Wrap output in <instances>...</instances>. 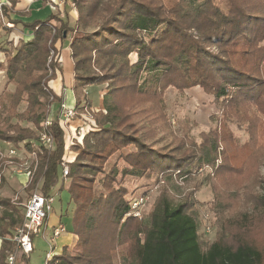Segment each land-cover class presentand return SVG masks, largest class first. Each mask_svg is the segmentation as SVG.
Here are the masks:
<instances>
[{
	"label": "trees",
	"instance_id": "trees-1",
	"mask_svg": "<svg viewBox=\"0 0 264 264\" xmlns=\"http://www.w3.org/2000/svg\"><path fill=\"white\" fill-rule=\"evenodd\" d=\"M8 1L11 8H2V21L11 13L26 17L25 23H10L30 37L15 45L9 42L6 50L0 35V53L5 55L0 72L5 71V85L14 86L13 92L0 96V105L7 103L0 140L37 153L39 165L26 192L54 196L64 162L66 133L59 122L45 128L53 139L51 150L38 142V134L49 97L61 100L48 84L62 74L58 52L68 35L81 34L68 46L76 105L84 99L90 107L86 87L107 89L105 113H95L94 126L82 144L73 147L77 155L68 164L75 255L65 251L48 264H115V251L123 244L129 245L127 257L133 264H264V248L240 239L226 225L217 241L202 251L195 215L187 213L194 203L188 200L178 206L158 202L147 220L128 217L126 192L116 180L165 172L182 178L210 165L213 191L227 194L255 176L254 165L264 156V142L259 141L264 136V0H68L75 19L66 9L56 14L45 9L49 0H39L45 11L41 17L30 9L17 10L19 0ZM0 30L10 32L2 22ZM130 54L136 55L134 63ZM170 88L180 93L199 88L212 97L219 109L218 126L201 134L199 143L183 134L173 148L155 149L159 132L173 135L164 100ZM22 103L26 106L20 112ZM234 123L245 126L247 142L240 143L231 132ZM130 147L134 151L124 154ZM116 154L126 166L115 163L105 171ZM218 154L221 162L215 166ZM252 204L264 212V186ZM0 206L12 211L0 215V264H6L9 255L25 261L12 240L13 229L22 227L24 219L9 200L0 199Z\"/></svg>",
	"mask_w": 264,
	"mask_h": 264
},
{
	"label": "rangeland",
	"instance_id": "rangeland-1",
	"mask_svg": "<svg viewBox=\"0 0 264 264\" xmlns=\"http://www.w3.org/2000/svg\"><path fill=\"white\" fill-rule=\"evenodd\" d=\"M5 1L9 3V7L7 8H11L10 2L8 0ZM20 2L26 3V8L28 10L30 9L31 14L37 17H41L45 13V11H41L43 8L42 3L39 0H20ZM45 9H48L51 13L54 14H56L60 9H66L69 11V13H71V16L73 18L77 17L76 11L72 9V5L68 0H49V2L45 3ZM17 10L20 9L17 8ZM36 12L39 13L36 14ZM8 18L12 20H20L23 23H25L27 20L26 17H19L14 13H11L10 17ZM10 19L6 18L3 22L2 17L0 20V22H2V24L6 28L10 29V32H8L7 34L3 32V30H0V35L3 37L2 42H6V50H9L10 48V46L8 45L9 42L15 45L19 39H28L30 37V33L26 30H23L21 26L18 25L13 27V25L10 23ZM71 25H73V21L71 22ZM80 36L81 34L79 33L70 34L61 44L63 48L62 54L61 51L58 52V62L60 68L62 69V72L63 66L65 67V71L68 70L66 66V59L69 57V55H66V52L64 50L65 48H68L69 42L71 40ZM4 57L5 55L0 53V63H2L3 65H5ZM129 60L131 63H134L136 61V55L130 54ZM68 74H70V72H67V75ZM4 78L5 71H1L0 96L6 91H14V86L12 84L5 85ZM72 86L70 88L71 91ZM48 87L50 90H52V92H54L53 89L60 92L59 82L55 79L49 82ZM64 87L68 86L64 85ZM106 93V85H93V87H90L88 90V97L90 99H88L86 95V99L89 101L90 107L86 105V101L84 99L80 101V105H76V96L74 94V105L72 107H68V105L65 103V100L62 99L61 96V100L58 102L53 101L52 98L49 97L50 104L47 108V115L45 120H58V115L60 114L59 107L63 103L66 107L72 108V110L74 111L73 120H80L81 122H83V120H89L91 124L94 125V115L96 112L103 111L102 102ZM69 98L71 97L70 93L68 92L67 101ZM164 100L166 106V114L170 120L171 131L173 132V135L165 131L159 132L154 139L155 141L153 146L155 149L173 148V146L178 143V140L176 142V139L180 138V136L182 137L183 134H187L188 138L194 140L196 143H199L201 134H207L209 131L215 129L216 126H218V120H216V118L217 116H219V109L213 103V98L210 96H206L199 88H194L183 93L170 88L165 92ZM25 106L26 105L24 103L20 104L18 110L20 112L24 111ZM6 109L7 103L3 106L0 105V120H3L5 118ZM20 123L19 125L22 126ZM91 124L89 126L92 128L93 126ZM90 127L88 128L90 129ZM229 127L231 132L239 140L240 143L247 142L248 134L245 131V126H239L237 125V123H234L230 124ZM42 131L40 133H42ZM40 133L38 134V138ZM259 141L260 143H263L264 136L259 138ZM82 142L83 141L78 144L81 145ZM73 146L74 145L72 144L70 147L71 153H74ZM17 149L21 151L20 147H17ZM133 151L134 149L130 147L124 151V154ZM68 155L69 154H67V156ZM71 156H73V154H71ZM118 158L119 154L112 156V158L105 165V171H108L115 163H118L119 166L125 167L126 165L124 164L123 160H119ZM0 159L5 160V158L1 157ZM65 159H67V157H65ZM258 160L259 163L257 162L254 165L253 169V173H255V176L251 177V179L249 178L244 185H241L239 187V189H231L227 194H224L225 192L223 191V189L219 190L217 194L213 191L212 183L210 181V178L213 176V168L210 165L201 166L197 169L192 170L191 172L181 174L183 175L182 178L175 172H165L161 174H153L149 177L145 176L142 178L126 177L123 180H121V177L118 176L116 180L120 183L121 188H123L126 192L124 198L129 202V208L131 209L128 217H133L138 220H147V216L153 211V208L157 205L158 202H162L164 200L169 202L172 206H178L188 200L189 203H194V205L187 210V213L193 212L195 215L198 226L197 235L199 237L200 247L202 251L207 250L210 245L217 241L224 225H226V230L231 229L233 232H237V236L240 239H243L244 241L249 242V244H253L259 248H264V212L261 209L262 206L252 208V202H255V198H257V196L262 195V189L264 186V156H260ZM37 161L39 162V160ZM28 162H30V160H28ZM220 162L221 159L218 154V159H216L214 162L215 166H218ZM20 164V161H17V163H13V166H16L14 174H9L5 171L3 175L4 171L2 170V177L5 180L11 177L14 181L11 185L1 184L0 188L6 191L3 192L5 193L4 195L7 196V198H11L14 200H25L26 197L28 198V196L34 193H28L24 190L26 182H24V177L22 175L25 176V172H23L24 170L22 167H20ZM1 167H3L2 163L0 165V169ZM98 178L102 177L99 176ZM68 184L69 180H63L61 176V169H59L58 182L52 192V195H55V203L53 205V210L55 211L54 217L58 219L59 215L63 216L62 224L64 225L66 233L62 234L61 237L68 235V232L72 233L71 217L74 205H72L70 201V195L67 190ZM217 199L219 200V203L217 202ZM55 218H53L52 220L55 221ZM235 224H240L242 227H239ZM46 232L48 233L47 239H43L42 233L35 236L33 238L34 251L26 256L25 261L19 260L16 261L15 264L46 263V255L50 251L51 244L56 245L57 243L58 245L59 240L56 239L53 242L51 241V228L48 227ZM228 235H230L229 232L225 234V237H228ZM139 238L142 239L141 234H139ZM74 246L75 244L70 249L63 248L58 254H62V252L67 251L68 254L75 255ZM128 247L129 245L126 244L117 247L115 251V264H133L132 260L128 259L127 257ZM58 254L54 252L53 256Z\"/></svg>",
	"mask_w": 264,
	"mask_h": 264
},
{
	"label": "built area",
	"instance_id": "built-area-1",
	"mask_svg": "<svg viewBox=\"0 0 264 264\" xmlns=\"http://www.w3.org/2000/svg\"><path fill=\"white\" fill-rule=\"evenodd\" d=\"M3 7H9V3L5 0H0V20L2 18L1 10ZM59 108L60 114L58 115V122H61L64 126L69 125L70 122H72L74 119V111L72 110V108L66 107L63 103ZM51 122V120H46L43 123L44 130L42 131V133H40L38 138V142L47 150H51L53 147V139L45 131V128L49 126ZM18 152H21L22 156L17 154L16 149L13 148L8 152V155L9 157L15 156L20 160V167L23 168V172H25L28 180H31L39 164V162L37 161L39 160L38 155L35 151L27 152L23 148H21V151ZM0 156L2 157L1 154ZM28 160H30V162H28ZM60 169L61 176L64 180L69 175V168L67 163L63 162L60 165ZM54 203L55 196L44 197L39 193L34 192L22 204L24 225L15 229L12 240L16 244L17 249L24 255L27 256L34 251L33 238L42 233L44 222L47 216L52 212ZM63 232H65L64 226L59 223L52 231L51 241L53 242L54 240L58 239ZM52 257L53 251L50 249V251L46 255L45 264H48L49 260ZM14 263V255H9V257L7 258V264Z\"/></svg>",
	"mask_w": 264,
	"mask_h": 264
},
{
	"label": "crops",
	"instance_id": "crops-1",
	"mask_svg": "<svg viewBox=\"0 0 264 264\" xmlns=\"http://www.w3.org/2000/svg\"><path fill=\"white\" fill-rule=\"evenodd\" d=\"M26 6H27L26 3H23V2L21 3L20 0H19V4L17 5L16 9L18 8V9H23V10L26 11V10H28L26 8ZM69 14L71 16V13H69ZM71 18H73V17L71 16ZM73 19H75V18H73ZM64 51L66 52V55L67 54L69 55V57L66 59V66H67V69L68 70L65 71V67L63 66V72H62L63 74H57V78L55 80H57L59 82L60 92L55 91L54 89H53V91H54V93L58 97L61 96V98L65 100V103L68 105V107H72L74 105V98H73V93H72V91H71L70 88L72 86V78H73V63L70 60L69 49L68 48H65ZM61 54H62V50H61ZM67 72L68 73L70 72V74L67 75ZM64 85L65 86H68V87H64ZM90 87H93V86H88L84 90V92L87 95V98L88 99H90L88 97V90H89ZM67 89H69V90H67ZM68 92L70 93V97L71 98H69L68 101H67V93ZM51 121H58V120H51ZM12 122L15 123V120L12 121ZM20 124L23 127H25V128H31V125L27 124L26 122L25 123H20ZM59 124L62 126V128L65 130V133H66L64 162H66L67 165H68L69 163H72L74 161V158L76 156V153L75 152L74 153H71L70 152L71 145L73 144L74 146H76V145H79L78 143H80L81 141H83L84 136L91 129V127L89 126L91 124V122L89 120H83V122H81L80 120H73L67 126L62 125L61 122ZM91 125L94 126L93 124H91ZM88 127H90V129ZM32 142L34 144V141L33 140H32ZM18 147L25 149L23 144L19 145ZM12 148L13 149H16V153L22 156V153L21 152H18L19 150L17 149L16 146H13L11 143H7V142H4V141H1L0 140V154L2 155V157L1 156L0 157L1 158H5V160L0 159V165H1V163L3 164V167H1V169H0V187H1V184L2 185H5V184L11 185L13 183V181H14L11 177L8 178V179H6V180L2 177L4 175V173H5V171L8 172L9 174H11V173L14 174L15 173L14 170L16 169V166H13V163H17V161H20L15 156L14 157H9L8 152ZM27 152H30V151H27ZM67 154H69L70 156L69 155L67 156ZM71 154H73V156H71ZM65 157H67V159H65ZM10 163H12V164H10ZM2 170L4 171L3 172V175H2ZM22 176L24 177V182H26V185L24 186V188H25L29 184L30 180H28V178L26 177V175L25 176L22 175ZM2 182H5V183H2ZM3 191L6 192L2 188H0V199L9 200L10 203H11V205L12 206H15L16 209L19 211L20 215L23 217V214H22V204L27 200V197H26L25 200H21V199L14 200V199H11V198H7V196L4 195L5 193ZM0 210H1L0 215H3V216H6V212H7L8 215L12 213V211L10 209H7L6 210L3 206H0ZM60 211H61V209H60ZM54 213H55V211L52 210V212L47 216V218H46V220L44 222V228H43V231H42V237H43V239H47V237H48V233L46 232V230L48 229V227L51 228V231H53V229L59 223L62 224L63 216L62 215H59V217L57 219V218L54 217ZM53 218H55V221L52 220ZM16 228L17 227H15L13 229V231H12L13 233H14V231H15ZM64 233H66V230L62 234H64ZM61 235L58 238L59 240L57 239L58 240V245L56 243V245L51 244V246H50V249L53 251V253L55 252V253L58 254V253L61 252V250L63 248L70 249L71 247H73V245L76 242V236L73 235L71 232L70 233L68 232V235H66V236H62L61 237ZM0 245H1V241H0ZM33 246H34V244H33ZM5 263L7 264V260H6ZM15 263H16V261H15Z\"/></svg>",
	"mask_w": 264,
	"mask_h": 264
}]
</instances>
